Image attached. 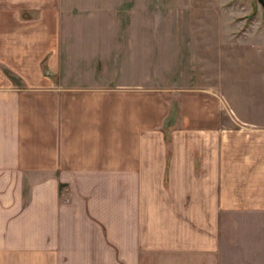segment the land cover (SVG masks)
I'll use <instances>...</instances> for the list:
<instances>
[{
	"label": "crops",
	"instance_id": "0c3cea01",
	"mask_svg": "<svg viewBox=\"0 0 264 264\" xmlns=\"http://www.w3.org/2000/svg\"><path fill=\"white\" fill-rule=\"evenodd\" d=\"M62 6L0 0V264H264V116L112 83L132 41L63 55Z\"/></svg>",
	"mask_w": 264,
	"mask_h": 264
},
{
	"label": "rangeland",
	"instance_id": "374dc122",
	"mask_svg": "<svg viewBox=\"0 0 264 264\" xmlns=\"http://www.w3.org/2000/svg\"><path fill=\"white\" fill-rule=\"evenodd\" d=\"M54 15L42 16L50 21ZM57 18L63 55L67 51L75 58L80 44L103 41L107 33L124 45L132 41L127 52L133 55L132 69L107 78L171 89L177 93L172 96L176 114L179 93L205 89L220 97L222 115L264 116V7L259 0H63ZM120 56L116 50L113 62L121 65Z\"/></svg>",
	"mask_w": 264,
	"mask_h": 264
},
{
	"label": "trees",
	"instance_id": "16d2710c",
	"mask_svg": "<svg viewBox=\"0 0 264 264\" xmlns=\"http://www.w3.org/2000/svg\"><path fill=\"white\" fill-rule=\"evenodd\" d=\"M5 73L10 77V78H15L9 71H5Z\"/></svg>",
	"mask_w": 264,
	"mask_h": 264
},
{
	"label": "water",
	"instance_id": "95a60500",
	"mask_svg": "<svg viewBox=\"0 0 264 264\" xmlns=\"http://www.w3.org/2000/svg\"><path fill=\"white\" fill-rule=\"evenodd\" d=\"M259 2H260L261 5L264 7V0H259Z\"/></svg>",
	"mask_w": 264,
	"mask_h": 264
}]
</instances>
